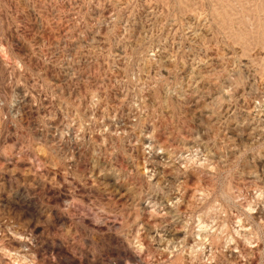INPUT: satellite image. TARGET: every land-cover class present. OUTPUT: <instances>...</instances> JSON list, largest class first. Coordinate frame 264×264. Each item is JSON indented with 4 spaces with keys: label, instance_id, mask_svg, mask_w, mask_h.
<instances>
[{
    "label": "rangeland",
    "instance_id": "1",
    "mask_svg": "<svg viewBox=\"0 0 264 264\" xmlns=\"http://www.w3.org/2000/svg\"><path fill=\"white\" fill-rule=\"evenodd\" d=\"M0 264H264V0H0Z\"/></svg>",
    "mask_w": 264,
    "mask_h": 264
}]
</instances>
